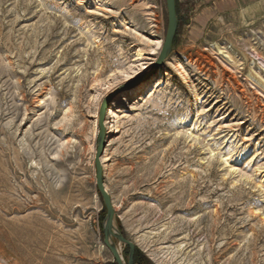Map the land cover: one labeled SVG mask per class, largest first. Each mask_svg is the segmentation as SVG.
<instances>
[{
    "label": "rangeland",
    "instance_id": "374dc122",
    "mask_svg": "<svg viewBox=\"0 0 264 264\" xmlns=\"http://www.w3.org/2000/svg\"><path fill=\"white\" fill-rule=\"evenodd\" d=\"M175 5L154 69L165 0H0V264H115L94 159L124 94L100 162L133 264H264V0Z\"/></svg>",
    "mask_w": 264,
    "mask_h": 264
},
{
    "label": "water",
    "instance_id": "95a60500",
    "mask_svg": "<svg viewBox=\"0 0 264 264\" xmlns=\"http://www.w3.org/2000/svg\"><path fill=\"white\" fill-rule=\"evenodd\" d=\"M166 14H167V29L165 34L164 43L160 55L154 64V69L161 66L167 56L170 54L174 36L177 30V16H176V5L175 0H165ZM106 100L100 107V133L97 138L96 155L94 159L95 166V186L99 198L102 202L105 217L102 223V234H103V244L108 249L112 260L115 264H133L134 260V245L127 241L122 234L119 233L115 226V213L112 206V202L108 193L105 190L102 176V164L100 162L101 156L104 149V144L101 142L104 137V128L102 127L103 115L107 111ZM124 245L128 247V257L125 263L122 257L118 254V247L115 244Z\"/></svg>",
    "mask_w": 264,
    "mask_h": 264
},
{
    "label": "bare ground",
    "instance_id": "6f19581e",
    "mask_svg": "<svg viewBox=\"0 0 264 264\" xmlns=\"http://www.w3.org/2000/svg\"><path fill=\"white\" fill-rule=\"evenodd\" d=\"M96 9V8H95ZM93 13V15H97V16H100L101 14L97 11V12H94V11H92ZM163 43H164V41H163ZM163 43H162V46H163ZM161 48V49H160ZM160 50V53H161V50H162V47H161V42L159 41V42H157L156 43V51L154 52V53H157L158 51ZM160 53H159V55H160ZM225 53V52H224ZM158 55V56H159ZM137 56L138 57H140L141 55H140V53H138L137 54ZM137 59H139V58H137ZM227 59H229L228 57H227ZM231 60V59H230ZM169 63V62H168ZM235 65V64H234ZM183 74V73H182ZM181 75V74H180ZM186 76V75H185ZM184 75H182V79H185L184 77H185ZM154 83H156V81L154 82ZM161 86V84L160 83H158L157 84V86H156V88H159ZM133 96V95H132ZM126 97V95L124 94V95H122L120 98L122 99V100H118V99H120V98H116L115 100H113V102H111V104H110V108H109V110L106 112L107 113V115L106 116H104V118H105V122H104V124L102 125V127L104 126V127H108L109 125H110V120H112V119H114V118H117V116H116V111H115V109L116 108H119V107H117V105L118 104H120L121 103V101H123V99ZM140 97H138V98H135L136 100L137 99H139ZM134 99V100H135ZM133 100V101H134ZM102 104H103V102H102ZM102 104L100 105V107L102 106ZM99 110H100V108H99ZM95 118H98V110L95 112ZM103 122V121H102ZM98 126H99V131H100V114H99V118H98ZM100 133V132H99ZM113 134V132H112V130H111V128H109V129H107V133H106V135L103 137V139H102V143H105V141L106 140H108L109 139V136L110 135H112ZM118 254L121 256V254H120V251H119V249H118ZM122 257V256H121ZM123 259V258H122Z\"/></svg>",
    "mask_w": 264,
    "mask_h": 264
}]
</instances>
